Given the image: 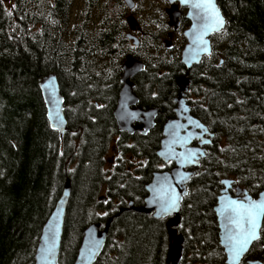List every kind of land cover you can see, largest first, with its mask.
<instances>
[{"label": "trees", "instance_id": "16d2710c", "mask_svg": "<svg viewBox=\"0 0 264 264\" xmlns=\"http://www.w3.org/2000/svg\"><path fill=\"white\" fill-rule=\"evenodd\" d=\"M134 1L131 12L148 0ZM149 2L135 48L125 38L131 13L123 0H83L86 18L73 28L74 0H0V264H34L41 229L67 179L58 264H73L86 227L109 219L95 264H164L165 221L119 212L128 203L142 206L145 186L160 170L161 129L174 116L175 80L185 74V9L173 33L179 42L167 50L165 0ZM216 3L225 27L210 38V56L189 71V109L214 138L180 206V264L225 262L213 212L222 179L252 197L264 190V0ZM92 10L101 15L93 25ZM127 56L144 65L132 80L140 107L159 109L146 136L118 133L114 124ZM50 74L64 99L62 137L49 126L39 89ZM260 229L241 264L264 261V220Z\"/></svg>", "mask_w": 264, "mask_h": 264}, {"label": "water", "instance_id": "95a60500", "mask_svg": "<svg viewBox=\"0 0 264 264\" xmlns=\"http://www.w3.org/2000/svg\"><path fill=\"white\" fill-rule=\"evenodd\" d=\"M123 1L127 10L131 12L135 7L134 2L131 0ZM165 1L169 5L164 11L167 17L166 24L172 32L177 31L180 27L179 23L182 17L180 9H185L184 18L189 23V27L182 34L186 44L182 47L183 49L180 53V63L185 68V74L176 78L174 84L178 89V93L173 100L175 104V108H173L174 118L165 121L160 134L162 138L159 142V148L156 151V157L163 165L172 163L173 167L168 171H160L152 174L149 184L145 186L147 196H145L141 207H134L132 203H128L127 208L120 209L119 212L133 211L145 216H152L155 220L166 221L165 233L167 234L168 247L164 264H180L184 243L182 235L177 232L181 221L179 220L180 206L183 199L187 196V183L195 175L194 169L200 167V163L206 155V148L210 146L214 138V135L209 133V129L192 116L191 109H189L190 106L188 105L186 97L190 86L189 71L194 66L199 65L201 59L210 56V38L223 31L225 22L220 30L209 31L203 35L206 45H202L201 47L206 48V51H201L198 49L197 35L204 21L201 19L203 15L202 10L193 7L196 0H184L183 3H181V0ZM212 3L220 14V17L225 21L221 11L218 9L216 0H212ZM125 23L129 31L125 38L132 43V47L136 48L139 45V41L135 37V34L141 32L140 26L132 15L126 17ZM172 32H169L167 35L168 40L165 44V49L167 50L171 47ZM122 63V74L120 78L121 89L118 99H116L117 104L115 110L112 111L115 121L114 124H116L118 133H127L129 136L139 133L141 136H146L155 127L154 122L159 114V109L151 108L143 110L138 107L139 100L134 95V84L132 80L138 73L143 71L144 65L130 56H127ZM39 89L49 126L51 125L50 128L62 137L66 131L67 123L64 116V99L60 93L56 75L50 74L43 77L39 82ZM184 138H187L186 142L181 143V141H184ZM203 140H207L208 143H201ZM193 142H197V145L191 146ZM189 150L195 153L193 162L191 163L181 155L182 153L186 155ZM234 184L235 181L232 179H222L220 181L221 189L213 208L214 218L217 224L218 243L225 256L224 264H229L224 246L228 226V221L223 214L224 203L228 200H243L245 194L251 200L264 198L261 195L264 193V190L259 191L256 197L253 198L246 189L238 185L233 187ZM169 186L179 197L178 204L174 211L161 214L157 197L167 195ZM230 190L234 191V197L228 193ZM70 192V181L67 179L54 209L41 229L34 254V264H58L64 218ZM99 200L104 201L105 198L102 197ZM263 220L264 215L261 216L260 228H262ZM110 222H112V219H109L103 227L100 224H90L86 227L73 264L96 263L106 244ZM260 232L261 229L259 230V235ZM53 240L54 248L52 249V254L45 256L42 249L51 245ZM256 242L254 241L249 246L248 251L241 256L238 262H232V264H241L247 255L246 253L249 252L252 245ZM245 263L264 264V261L247 260Z\"/></svg>", "mask_w": 264, "mask_h": 264}, {"label": "snow or ice", "instance_id": "6c2138e0", "mask_svg": "<svg viewBox=\"0 0 264 264\" xmlns=\"http://www.w3.org/2000/svg\"><path fill=\"white\" fill-rule=\"evenodd\" d=\"M184 0H181L183 3ZM193 7L202 10L201 19L204 23L201 25L197 35L198 49L206 51L201 47L206 45L203 35L209 31H218L223 27L224 21L217 12L212 0H196ZM51 126V125H50ZM187 138H184L186 142ZM201 143H208L207 140ZM188 162H193L195 153L189 150L186 155L181 154ZM168 194L157 197L159 211L161 214H167L174 211L177 207L179 197L168 188ZM264 197V193L261 194ZM223 214L228 221L226 236L224 241L225 251L229 264L238 262L241 256L248 251L249 246L260 239V221L264 215V198L260 200H251L245 194L243 200H228L223 205ZM54 248V240L47 248L42 249L45 256L52 254Z\"/></svg>", "mask_w": 264, "mask_h": 264}, {"label": "rangeland", "instance_id": "374dc122", "mask_svg": "<svg viewBox=\"0 0 264 264\" xmlns=\"http://www.w3.org/2000/svg\"><path fill=\"white\" fill-rule=\"evenodd\" d=\"M135 3L136 5V2L134 0H131ZM149 1H152V0H148L146 2H144L143 4L141 3L140 5V9L138 11H134V12H130L131 15L135 18V20L138 22L139 19H143L142 17L144 16H147L146 15V11H148L149 9V5H150V2ZM153 3V2H152ZM158 5H160V3H158ZM162 7V9L165 11V9H167L169 7V5L167 4V2L165 1V4H162L160 5ZM86 12L87 10L85 9L84 7V3H83V0H74V4H73V7H72V10H71V24H70V27L73 28L74 26L76 25H80V24H83L85 18H86ZM87 19H89L90 21V24L93 25V23H96V20H95V15L97 16H101L100 13H95L94 10L90 11L89 14H87ZM131 15H127L128 16H131ZM166 22H167V17H166ZM171 31V29H170ZM129 32V31H128ZM136 38H138L139 40V36L141 35L140 33L138 34H135ZM168 38L166 37L162 43L163 45L165 46L166 42H167ZM179 41H177V38L174 37L172 35V44H171V47H174ZM189 99V98H188ZM111 156H109V160L110 161L109 163H111ZM163 165L160 164L159 168H162ZM100 215H103L104 214H101L100 212Z\"/></svg>", "mask_w": 264, "mask_h": 264}, {"label": "flooded vegetation", "instance_id": "af4514ba", "mask_svg": "<svg viewBox=\"0 0 264 264\" xmlns=\"http://www.w3.org/2000/svg\"><path fill=\"white\" fill-rule=\"evenodd\" d=\"M171 44H172V40H171ZM171 48V47H170ZM170 50V49H169ZM134 84V83H133ZM178 90V89H177ZM134 91V90H133ZM134 95H136V94H134ZM175 97V96H174ZM139 100V99H138ZM174 100V99H173ZM187 100H188V98H187ZM174 104V103H173ZM138 107H140V105H139V102H138ZM140 108H142V107H140ZM174 108H175V104H174ZM143 109V108H142ZM148 109H151V108H148ZM143 110H147V109H143ZM172 110H173V108H172ZM173 115H174V113H173ZM172 118H174V116L172 117ZM172 118H170V119H172ZM157 119V118H156ZM169 120V119H168ZM156 121V120H155ZM164 125V124H163ZM163 127V126H162ZM153 130V129H152ZM161 132H162V129H161ZM135 134H138L139 135V133H135ZM148 135V134H147ZM141 136V135H140ZM161 138H162V135H161ZM161 140V139H160ZM160 142V141H159ZM197 145V142H193L192 143V145L191 146H196ZM158 146H159V144H158ZM157 146V147H158ZM159 148V147H158ZM160 164H162L161 162H160ZM109 165H112V160H111V163H109ZM163 165V164H162ZM173 167V164L172 163H169V164H166V165H163V167L162 168H160V170L159 171H156V172H160V171H168V170H170L171 168ZM198 169V168H197ZM194 171H195V175H196V169H194ZM195 175L193 176V177H195ZM192 177V178H193ZM191 178V179H192ZM191 179H190V181H191ZM151 180V179H150ZM188 184H189V181H188V183H187V186H186V190H187V187H188ZM235 186H237V183L235 182V184L233 185V187H235ZM221 189V188H220ZM220 189H219V191H220ZM234 191L233 190H230V192H228V193H230V195L232 196V197H234V193H233ZM188 193V192H187ZM218 194V193H217ZM251 196V195H250ZM256 197V196H255ZM255 197H253V198H255ZM142 205H143V203H142ZM166 222V221H165ZM253 246V245H252ZM251 249V248H250ZM250 251V250H249ZM247 254V253H246ZM247 256V255H246ZM245 256V257H246ZM245 257H244V259H245ZM243 262V261H242Z\"/></svg>", "mask_w": 264, "mask_h": 264}]
</instances>
